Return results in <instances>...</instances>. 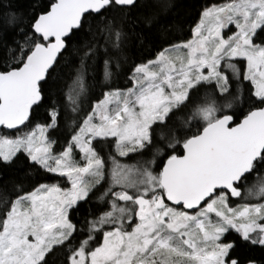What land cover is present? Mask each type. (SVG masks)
I'll list each match as a JSON object with an SVG mask.
<instances>
[{
	"label": "snow or ice",
	"instance_id": "obj_1",
	"mask_svg": "<svg viewBox=\"0 0 264 264\" xmlns=\"http://www.w3.org/2000/svg\"><path fill=\"white\" fill-rule=\"evenodd\" d=\"M147 7L151 26L169 2L35 0L26 21L0 2V168L49 181L0 185V264H258L237 249H264V179L247 186L264 174V0L205 5L190 39L125 67Z\"/></svg>",
	"mask_w": 264,
	"mask_h": 264
},
{
	"label": "trees",
	"instance_id": "obj_2",
	"mask_svg": "<svg viewBox=\"0 0 264 264\" xmlns=\"http://www.w3.org/2000/svg\"><path fill=\"white\" fill-rule=\"evenodd\" d=\"M224 0H168L169 7L167 10L159 12V15L154 20L151 26L146 25L143 22V16L149 14L152 9L150 7L140 9L138 12L133 13L134 16L140 17L136 27L134 29L135 35L132 36L131 41L128 46L127 56H128V67L134 63H140L142 60L146 61L147 59H153L156 55V52L161 47H167L168 42H178L180 40H187L191 38V29L194 27L195 23L199 20V13L205 5L211 4H222ZM227 1V0H226ZM0 2L5 5L11 2L13 8L17 10V15L21 16L24 21L32 13V6L35 0H0ZM145 3L151 5L153 0H145ZM3 26L2 14H0V27ZM2 47V45H0ZM4 52L0 51V57L4 56ZM68 69L65 68L64 72L67 73ZM102 72V69H97V79ZM230 75V74H229ZM119 86L128 87L131 86L130 83H125L124 79L119 80ZM56 95L62 99V95L59 92V86H53ZM250 88V85L246 84V89ZM101 97V90L99 87L93 89L92 99H99ZM247 105L244 106L246 109ZM44 109L40 110L39 114H33V125L39 121L44 122L42 117L44 115ZM87 111H90V107L86 104L84 106V111L81 113V118L86 114ZM241 118L238 116V119ZM71 119V114H69V120ZM63 112L61 113V122L62 129L61 133L57 134L60 136V143H63L64 135L66 134L63 129ZM31 127V126H30ZM25 130H30L25 129ZM121 163L132 164L135 162L134 159L119 158ZM23 158L20 161H17L16 165L12 168L5 169L0 168V185L7 184L11 187L14 181L23 180L26 187L31 190V185L37 182L46 183L47 180L42 179L40 176H33L31 179H23L25 175V168L23 164ZM23 169V171H22ZM258 179H264V174L259 178L253 175L249 177L247 186L251 187L254 183L258 182ZM241 200H235L231 204L232 207H235L237 204L242 203ZM252 202H256L252 199ZM95 197L92 198V203L90 205H84L80 214H76L78 219H81L85 214V210L88 208H95ZM3 210V205L0 204V211ZM83 239V237H80ZM99 239V237H98ZM92 246H95L93 242ZM237 254L241 257L242 260H246L248 257L254 258L258 264H264V249H261L259 246L247 247L242 246L237 249Z\"/></svg>",
	"mask_w": 264,
	"mask_h": 264
},
{
	"label": "rangeland",
	"instance_id": "obj_3",
	"mask_svg": "<svg viewBox=\"0 0 264 264\" xmlns=\"http://www.w3.org/2000/svg\"><path fill=\"white\" fill-rule=\"evenodd\" d=\"M225 2H227V1H225ZM224 2V3H225ZM223 4V3H222ZM227 35H230L231 33H226ZM239 66H241V67H243V65H239ZM229 74L231 75V73L229 72ZM78 158V157H77ZM253 200H255V198H253ZM236 207V206H235ZM235 207H233V208H235Z\"/></svg>",
	"mask_w": 264,
	"mask_h": 264
},
{
	"label": "flooded vegetation",
	"instance_id": "obj_4",
	"mask_svg": "<svg viewBox=\"0 0 264 264\" xmlns=\"http://www.w3.org/2000/svg\"><path fill=\"white\" fill-rule=\"evenodd\" d=\"M226 0L223 1V3L225 2Z\"/></svg>",
	"mask_w": 264,
	"mask_h": 264
}]
</instances>
